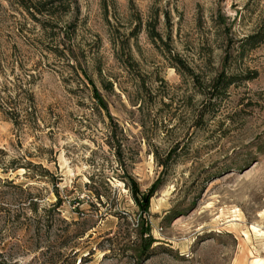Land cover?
<instances>
[{
    "label": "rangeland",
    "instance_id": "obj_1",
    "mask_svg": "<svg viewBox=\"0 0 264 264\" xmlns=\"http://www.w3.org/2000/svg\"><path fill=\"white\" fill-rule=\"evenodd\" d=\"M76 2L39 24L0 0V264H264V42L236 51L264 0ZM177 59L237 77L201 121Z\"/></svg>",
    "mask_w": 264,
    "mask_h": 264
},
{
    "label": "trees",
    "instance_id": "obj_2",
    "mask_svg": "<svg viewBox=\"0 0 264 264\" xmlns=\"http://www.w3.org/2000/svg\"><path fill=\"white\" fill-rule=\"evenodd\" d=\"M4 1L8 3V5L16 6L25 13L26 17L39 24L48 23V21L51 19H55L60 16H65L70 13L71 14L73 13L76 16L78 13L76 0H4ZM39 17H45L46 21H41ZM72 27H73V23L65 26L64 32L62 33V36H64V38L65 37L67 38V35L71 34ZM147 32H148V38L152 40V42H153V38H157L158 41L161 42L160 37L154 32V27L151 28L148 27ZM237 42L238 45L236 47V51L238 54L239 53L242 54L245 51L254 50L259 45H261L264 42V19L251 34L246 35L244 38L240 39ZM63 50L61 54L63 56L68 57V59H70L72 57V47L70 45L69 40H67V46ZM176 63L178 64V66H180L183 73L192 76L194 86L199 88L196 91V93L201 97V105H200L201 111H199L198 114L196 115V119L201 121L204 115H209V112L204 113V110L202 109L212 106L213 102H215L216 100H220L224 96H226L225 95L226 90L235 83L237 77L232 75H225L224 73L220 72L202 84L199 82L197 77H195L192 74L191 70L188 69L185 65H183L180 60L177 59ZM80 73L82 74L83 78L87 81L88 85L90 86L91 98L94 102L95 110L98 112L103 111L106 114L107 118L111 120L107 112L106 104L102 100L98 91L95 89L92 81L86 76L84 71H80ZM116 128L117 126L114 124L113 128L109 130L107 145L109 148L112 149L116 161L120 163L122 145H121V141L117 138L115 132ZM168 157L169 154L166 156V160L168 159ZM166 160L157 161L158 166L162 168V172H165V168L167 166ZM21 168H25V167H21ZM45 174L46 175L48 174L49 178L52 180V186L54 188V195L56 198V202L54 206L58 205L60 203V199L55 190L56 189L55 181H57L56 180L57 177H54L53 175L49 174L47 171H45ZM122 174L123 177L121 178V181L123 183V186L129 192V195L132 197V199L135 200V194L137 193L136 185L134 181L131 179V177L127 174L126 170H122ZM149 196L150 195H147L146 198H149ZM95 197L99 198V195L95 194Z\"/></svg>",
    "mask_w": 264,
    "mask_h": 264
}]
</instances>
